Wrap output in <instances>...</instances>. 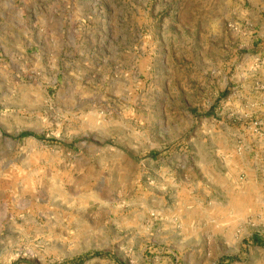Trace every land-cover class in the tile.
I'll use <instances>...</instances> for the list:
<instances>
[{
  "label": "rangeland",
  "instance_id": "1",
  "mask_svg": "<svg viewBox=\"0 0 264 264\" xmlns=\"http://www.w3.org/2000/svg\"><path fill=\"white\" fill-rule=\"evenodd\" d=\"M235 16L0 0V264H264V159L218 114Z\"/></svg>",
  "mask_w": 264,
  "mask_h": 264
},
{
  "label": "crops",
  "instance_id": "2",
  "mask_svg": "<svg viewBox=\"0 0 264 264\" xmlns=\"http://www.w3.org/2000/svg\"><path fill=\"white\" fill-rule=\"evenodd\" d=\"M232 14L237 15L239 20L237 34L233 45L237 48L236 55L230 60H224V74L231 77L223 78L224 86L220 96L218 114L225 121L230 118L240 119L247 116L254 121H262L264 124V0H221ZM227 72V74L225 73ZM227 88L228 92H225ZM240 116V117H238ZM219 124V135L225 137L230 134L228 124ZM234 128L243 129L247 132L248 141H252L254 147L264 159V127L258 135L254 134L252 123L248 127L231 123ZM240 128V129H239ZM235 132V130H234ZM245 141V140H244ZM224 148V146H222ZM241 149L233 147L224 148L221 155L225 159L237 155L242 157ZM226 157V158H225Z\"/></svg>",
  "mask_w": 264,
  "mask_h": 264
},
{
  "label": "built area",
  "instance_id": "3",
  "mask_svg": "<svg viewBox=\"0 0 264 264\" xmlns=\"http://www.w3.org/2000/svg\"><path fill=\"white\" fill-rule=\"evenodd\" d=\"M264 127V124L262 121H254L252 122V128L254 129V134L258 135L259 133L262 132V129Z\"/></svg>",
  "mask_w": 264,
  "mask_h": 264
},
{
  "label": "trees",
  "instance_id": "4",
  "mask_svg": "<svg viewBox=\"0 0 264 264\" xmlns=\"http://www.w3.org/2000/svg\"><path fill=\"white\" fill-rule=\"evenodd\" d=\"M107 256V254H104V253H97V254H94L93 256H90V257H88L87 259H90V258H103V257H106ZM87 259H80L79 261H78V263L79 264H82L85 260H87ZM76 263V262H75Z\"/></svg>",
  "mask_w": 264,
  "mask_h": 264
}]
</instances>
